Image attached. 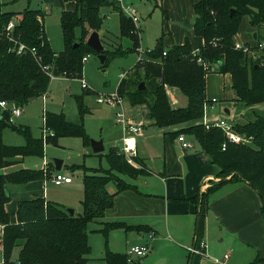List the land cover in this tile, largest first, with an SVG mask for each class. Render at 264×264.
Masks as SVG:
<instances>
[{
	"label": "trees",
	"instance_id": "1",
	"mask_svg": "<svg viewBox=\"0 0 264 264\" xmlns=\"http://www.w3.org/2000/svg\"><path fill=\"white\" fill-rule=\"evenodd\" d=\"M74 1L73 10H65L60 14L64 49L55 53L44 34L40 10L26 7L19 12L3 11L0 0V100L24 106L29 100L45 92L50 78L42 70L43 65L49 66L55 76L82 78L83 57L90 54L97 56L86 39L92 31H99L103 23V6H112L119 11L120 37L130 38L131 46L126 49L122 46L110 47L100 38L102 43L108 45L104 46L103 52L107 59L101 66L104 67L109 59L125 56L139 47L138 37L131 32V20L113 1ZM231 9H234L232 15ZM194 12L197 16L193 31L204 40L198 52H193L188 40L182 45H172L165 49L162 40L158 39L155 46L146 52L148 60L138 63L129 76L118 83L117 91L131 105H144L146 117L160 128L185 124L172 134L193 135L201 149L219 166V176L222 179L198 196L200 202L197 195L192 198L196 204L199 202L194 242V247L199 248L208 195L225 182V177L230 173L232 174L228 180H246L257 190L262 200L261 215L264 218V112L252 110V120L233 123L236 133L251 137V144L229 142L222 129L215 126L206 128L199 122L207 103L205 75L211 72L212 64H217L219 73L230 74L231 87L244 106L252 108L255 104L264 103V49L253 60L234 47V35L239 30L243 17L248 18L251 26L264 28V0H199L194 4ZM11 19H14L15 26L11 34L7 35L5 27ZM256 41L254 48H258V44L262 42L258 32ZM18 44H24L26 52L17 54L14 48ZM32 48L34 54L31 52ZM35 56L40 60H36ZM198 58L206 64V68L202 62H198ZM142 81L145 87L138 89ZM165 85L178 89L186 100L185 105L173 107ZM76 100L80 114L76 122L67 120L63 113L46 112L43 115V127L54 133L47 140L55 143L62 136H77L82 138L84 145H89L90 139L82 122V115L88 110L82 104V97H76ZM7 117L6 112L0 113V169L11 165L15 158L43 157V139L33 137L26 125H18L15 130L25 138V144H3L2 131L5 127L12 126L6 123ZM98 155L105 156L108 168H89L83 164L71 166L73 170L82 171L83 196L81 212L77 215L69 214L59 203L35 197L18 201L16 222L11 223L4 208L9 200L5 185L48 178L53 174L48 168H20L0 173V224L4 225L1 241L3 263L0 264L132 263L128 261L126 254L113 252L108 248H105L101 259L91 261L87 256L91 250L87 239V225L104 216L105 211L113 206L115 194L133 187L121 175L135 178L148 171L135 156L133 160L140 165L129 163L124 153L117 148H110L106 154ZM109 182L115 184L114 192L107 190ZM116 228L138 230L144 227L122 222H104L98 231L106 237L110 230ZM14 247H19L16 261L10 258ZM201 257V254L190 253L186 264H199ZM248 264H254V261Z\"/></svg>",
	"mask_w": 264,
	"mask_h": 264
},
{
	"label": "crops",
	"instance_id": "2",
	"mask_svg": "<svg viewBox=\"0 0 264 264\" xmlns=\"http://www.w3.org/2000/svg\"><path fill=\"white\" fill-rule=\"evenodd\" d=\"M198 1L122 0V5L135 7L138 15L139 11L145 14L151 13L152 15V13L154 14L155 8H160V17L155 14L158 20L157 26L154 25V39H156V42L158 39H161L164 48L168 49L172 45H182L188 40L192 50L196 51L204 44L203 38L196 35L193 31L194 21L197 16L194 12V4ZM40 4V8L37 6V8L33 9H38L41 12L43 31L46 35L44 16L49 9V5H54L60 10L61 14L62 11L73 10L75 1L41 0ZM115 4L120 8L119 4L116 2ZM106 7L113 8L112 6ZM2 10L12 11L4 7H2ZM139 17L140 21H142V17L140 15ZM150 18L151 16L144 22L150 20L154 24ZM248 21L247 19L246 22ZM241 24L240 30H242V34L239 32L237 35L241 42L248 43L252 38V41L255 40L254 44H256L257 32L260 41L264 42V28L257 29L249 23L244 26ZM142 28L140 25L139 34L141 30L144 31ZM145 30H148V28ZM254 33H256L255 37L253 36ZM115 37L118 41L122 38L120 36V38L118 36ZM100 38L104 39L105 37L100 36ZM140 40L141 38L139 42ZM234 41L236 42L235 39ZM213 68L214 70L212 72L219 73L217 67ZM219 74L228 75L230 90L233 91L232 97L229 99L230 103L236 107L235 112L241 116L240 120H246L247 117H244V114L251 107L239 106L240 103L236 93L231 87L230 74ZM208 75L209 73L205 75V98L209 106L204 108L201 119H206L207 121H212L217 118L234 119L236 116L233 117L231 115L229 106H225L223 112H215L218 110L215 105L217 100L215 103H209L211 98L208 100L206 96V77ZM165 88L166 91L171 93V97L169 96L171 104H177L176 106L172 105L173 107L185 105L186 100L178 89H171L167 86ZM140 106L143 110L142 115L146 117L145 106ZM133 109L131 107L129 113ZM114 116L115 123L119 126L120 131L115 137H109L110 146L108 151L110 148H117L122 152L123 138L127 134L123 126L116 121V114ZM126 118L143 123L141 133L135 135L134 156L141 160L142 165L147 169L148 173L135 178L126 175L120 176L126 183L133 187L115 194L113 206L105 211L104 216L100 220L94 221L97 222L98 226L88 228L87 225V239L91 246L90 256L88 258L91 261H98L103 257L105 247L113 252L125 254L127 248L131 245H147L149 252L145 256L135 258L130 262H137L138 264H186L189 254L193 253L190 249L194 247L195 242L197 210L200 202V197L198 196L209 186L222 179L219 176L220 168L201 149L193 135L183 134L185 139L192 143V147L183 148L181 146L177 135L172 134V132L177 131L185 126V124L160 128L151 119H143L136 112H132ZM199 122L201 123L202 121ZM234 122L237 121H232V123ZM148 124L150 125L148 126ZM161 131L166 132L168 135L160 136ZM189 137H193V139H189ZM102 145L103 150L98 153L106 154L108 151L105 153L104 150L107 145L103 141ZM83 146L85 151L89 152V155L101 156L93 152L90 143L89 145L83 144ZM24 158H15L11 165L1 168L0 173L25 168L23 166ZM43 162L44 167L46 164L45 161ZM135 163L138 166L140 165L137 162ZM63 165L64 162L62 161L59 170L55 169L54 162H52L51 168L46 165V169L48 168L50 173L58 172L71 177V182L61 183L59 185L54 184L51 176L49 177L50 179L47 178L53 186L65 191L66 194L63 193L61 196H49V190H46L45 184L49 181H45L46 178L21 184L7 183L5 185L9 200L4 204V208L9 215L11 223L16 222L18 201L35 197H42L44 200L53 199L64 208L65 206H73L76 209L77 206L74 202H77L78 204L80 203V210H73V214L77 215L81 212V199L83 196L81 176L75 180L72 174L61 171ZM71 166H67V168L74 171L71 169ZM86 167L93 168L92 166ZM229 178L230 176L225 177L226 181L208 195L203 235L200 241L202 243V257L199 264H248L252 261H254V264H264V218L261 215L262 200L260 195L246 180H228ZM115 190L116 187L114 184V190L111 192ZM74 192L78 199L73 200L72 194ZM196 195L197 199H199L197 204L192 200ZM104 222H122L126 225L144 228L138 230L116 228L110 230L105 237L98 231L102 228ZM148 232H152L153 236L149 237ZM98 238L104 241V245L98 246L100 245L98 244ZM0 247H2L1 243ZM17 248L19 249V247ZM225 254L227 257L224 256Z\"/></svg>",
	"mask_w": 264,
	"mask_h": 264
},
{
	"label": "rangeland",
	"instance_id": "3",
	"mask_svg": "<svg viewBox=\"0 0 264 264\" xmlns=\"http://www.w3.org/2000/svg\"><path fill=\"white\" fill-rule=\"evenodd\" d=\"M41 0H2L4 8L7 10H12L15 12L22 11L24 8H37V6H41ZM113 1V0H110ZM113 4L116 6L115 2ZM40 8V7H39ZM161 10L160 8H155L154 14H145L139 11V15L142 17V21L139 24L143 27L141 33L139 34V48L140 51L129 52L125 56H117L115 58L109 59L107 64L102 67L98 57L94 54H90L85 61H83V72L82 79L86 81L88 85V89H83L81 87L80 79L66 76H59L50 80V83L47 88V95L43 99L42 96H37L29 100V102L23 106V113L20 118H16L14 121V125H26L30 128L31 134L35 138H42V129H43V115L46 112L52 113H63L67 120L76 122L79 120L80 114L78 112V104L76 97H82V104L89 112L84 113L82 116V122L85 129L86 134L89 136V139L102 140L105 142L107 147L105 146V153L108 151L110 146L109 137H115L118 135L120 129L119 126L115 123L114 115L115 108L106 105H99L95 102L96 93H109L116 89V86L119 82V73L127 72L126 78L131 73L132 69H134L137 65V59L140 56L143 58V61L148 60L145 52L151 50L154 44H156V39H154L155 26H157V17H160ZM156 14V15H155ZM101 16L103 17V23L99 29V34L102 37H105L107 44L110 47H118L122 46L123 49L131 46V40L128 37L123 36L119 41L115 36H120L119 31V11L114 8H107L103 6L101 8ZM150 20L144 22L146 19ZM247 17H243L241 21V25H248L246 22ZM144 22V23H143ZM155 25V26H154ZM148 28V30H145ZM44 29L46 31V35L48 37V41L50 43L51 49L54 52H60L64 49L63 36L60 26V10L56 8L54 5H49V9L44 16ZM133 30V28H132ZM242 34V30L236 32L234 39L236 42L243 43L238 38V33ZM78 33V31H77ZM138 37L137 34H134ZM252 37V35H251ZM216 40V39H215ZM217 41V40H216ZM255 41V40H254ZM254 41H248L247 44L251 47L249 52H243L247 57L257 59L261 54V51L257 48H254L256 45ZM106 43L103 45L108 46ZM253 47V48H252ZM143 61L141 63H143ZM140 64V62H139ZM213 67H217V64H212L211 72L214 70ZM168 90V89H167ZM46 92V91H45ZM233 91L230 90V80L228 75H221L216 72L209 73L206 77V96L208 100L215 99L217 102L215 103L218 110L215 112H223L225 106L230 109V113L234 119H227L230 122H244L246 120H252L254 115L251 113L252 110L259 111L260 113L264 112V103L255 104L252 108L248 109L245 112L244 117H247L246 120H240L241 116L239 113L235 112L236 107L234 104L230 103ZM167 95L171 97V93L167 91ZM215 96V97H212ZM169 97V98H170ZM207 101V100H206ZM210 103V102H209ZM239 106L243 104L239 102ZM231 104V105H229ZM173 106H176L172 104ZM209 106V105H207ZM244 106V105H243ZM134 109L131 111L136 112L138 116H142L143 119H148L142 115V107L140 105H131L127 99H123V108L126 116L130 115V108ZM248 107V106H244ZM145 109V108H143ZM219 119V118H217ZM239 119V120H237ZM199 121H202L200 119ZM150 124H148L149 126ZM166 128V127H165ZM3 137L2 142L5 145H23L25 144V138L15 130H11L10 127H5L2 131ZM168 135L166 132L161 131L160 136ZM189 139H193V137H189ZM46 140V139H45ZM44 140V154L43 157L36 156H25L23 161V166L29 169L41 170L45 169L46 165L51 168V164L53 159H61L64 162L62 172H68L72 174L73 178L79 179L81 176V170L75 169L71 171L67 168V166L71 165H85L92 167H101L108 168V163L105 156H95L89 155V152L85 151L82 138L77 136H62L57 139L55 143L50 142L49 140ZM230 142V141H229ZM234 143V142H232ZM238 144H251V142H242ZM90 151L89 148H87ZM86 149V150H87ZM87 152V153H86ZM45 161V166L43 164ZM134 165H137L134 161H132ZM138 166V165H137ZM53 173V172H51ZM230 173L228 176H231ZM50 177V176H49ZM48 177V179H50ZM45 179V178H44ZM47 178L45 181H49ZM46 190H49V196L58 197L65 193L61 188L53 186L50 181L45 183ZM107 190H114L113 182H109L107 184ZM49 198V197H48ZM73 200L78 199L75 192L72 194ZM49 201H53L58 203L53 199H49ZM77 206L76 209L73 206H65V208H71L73 210H80V203L74 202ZM79 212V211H76ZM1 225V224H0ZM97 225V222H90L88 224V228H93ZM2 228H0V243L2 241ZM2 234V235H1ZM98 246L104 245V241L101 238H98ZM106 248V247H105ZM19 249L14 247L11 252V260L16 261L18 257ZM90 256V253L87 255ZM3 251L2 247H0V263H3ZM133 264H138L137 262H132Z\"/></svg>",
	"mask_w": 264,
	"mask_h": 264
},
{
	"label": "built area",
	"instance_id": "4",
	"mask_svg": "<svg viewBox=\"0 0 264 264\" xmlns=\"http://www.w3.org/2000/svg\"><path fill=\"white\" fill-rule=\"evenodd\" d=\"M114 1L120 5V8L123 11V13L131 20V22L133 24V30H131V32L133 34H137L139 36L140 17L138 15L135 7L122 5V0H114ZM14 26H15L14 19L9 20V22L7 23V25L5 27V31H6L7 35L11 34V32L14 29ZM234 47H235V49L240 50L242 52H249V50H251V47L247 44H244V43L234 42ZM138 48H136V51L141 52L142 50H138ZM14 49H15L17 54H21V53L26 52V47L24 44H18L17 46H15ZM257 49L262 51V49H264V42L259 43ZM31 52L34 54L33 48L31 49ZM193 52L196 53V52H198V50L193 51ZM163 54H165V52H163ZM88 56L89 55H85L82 60L85 61ZM35 58H36V60H40L39 57L35 56ZM142 61H143V58L139 54L137 62L141 63ZM198 62L199 63L202 62L204 67L205 68L207 67L206 64L200 58H198ZM42 70L49 76L50 79L57 77L51 72V70L49 69V66H47V65H43ZM126 73L127 72H120L119 73V75H118L119 81H121L122 79H124L126 77ZM80 82H81L82 88L88 89V85H87L85 80L80 78ZM40 96H42V98L44 99L46 96V92H42L40 94ZM95 100L99 104H103L106 106L116 108V112H115L116 121L120 125L123 126V128L125 129L126 134H127L123 138V145H122L121 150L124 153V155L126 156L128 162L131 164H134V163H132V161H133V156L135 155V135L141 133L143 123L136 122L134 120H130V119L126 118L124 111H123V97L118 93L117 88L114 91L109 92V93H97ZM209 102H210V104H212V103H215L216 100L211 99ZM207 104L208 103H205L204 108L207 107ZM2 112H6L8 114V117L6 118V123L8 125H13L15 119L22 114L23 106L18 105L12 101L0 100V113H2ZM43 122H44V118H43ZM201 123L206 128H209L211 126L219 127L224 132L227 141L234 142L236 144L242 143V142H249L251 139V137H246L245 135H241V134L236 133L233 129V123L228 121L227 119H222V118L220 119L219 118V119H214L212 121H207L205 119V120H202ZM42 134H43V136H42L43 141L45 139H47L49 136L54 135V133L52 131L45 129L44 127L42 129ZM177 139L181 142V146L183 148L192 147V143L187 141L183 134H179L177 136ZM224 147H225V143L222 144V149H224ZM51 180L54 182V184L59 185L61 183L71 182V177L62 175L58 172H55L51 176ZM0 228H2L1 231L3 233L4 225L1 224ZM148 236L152 237L153 233L148 232ZM199 247L200 248H194L193 247L190 250L193 253L202 254V252H201L202 243H200ZM148 252H149V247L147 245H131L127 248L125 254H126L128 261H132L135 258H140V257L145 256ZM224 256L227 257L226 254Z\"/></svg>",
	"mask_w": 264,
	"mask_h": 264
},
{
	"label": "water",
	"instance_id": "5",
	"mask_svg": "<svg viewBox=\"0 0 264 264\" xmlns=\"http://www.w3.org/2000/svg\"><path fill=\"white\" fill-rule=\"evenodd\" d=\"M233 12H234V9H231L230 10V15H232L233 14ZM255 34L256 33H254V37H255ZM86 43L93 49V50H95L96 52H97V57H98V59H99V61H100V63H101V65H104L105 64V62H106V59H107V56H106V54L103 52V50H104V45H103V43H102V41H101V39H100V36H99V33H98V31H92L89 35H88V37H87V39H86ZM145 86H144V83H143V81L142 82H140V84H139V86H138V89H143ZM16 128H17V126L16 125H12L11 127H10V129L11 130H16ZM90 146H91V148H92V150H93V152L94 153H98V152H101L102 150H103V145H102V140H95V139H90ZM53 162H54V164H55V169L56 170H59L60 169V166H61V159H53ZM6 194H8L7 192H6ZM67 210V212L69 213V214H73V209H71V208H67L66 209Z\"/></svg>",
	"mask_w": 264,
	"mask_h": 264
}]
</instances>
